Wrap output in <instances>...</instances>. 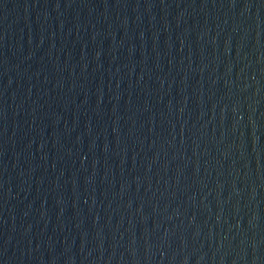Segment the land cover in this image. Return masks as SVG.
Listing matches in <instances>:
<instances>
[{"label": "water", "instance_id": "obj_1", "mask_svg": "<svg viewBox=\"0 0 264 264\" xmlns=\"http://www.w3.org/2000/svg\"><path fill=\"white\" fill-rule=\"evenodd\" d=\"M263 244L264 0H0V264Z\"/></svg>", "mask_w": 264, "mask_h": 264}]
</instances>
